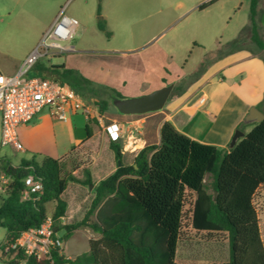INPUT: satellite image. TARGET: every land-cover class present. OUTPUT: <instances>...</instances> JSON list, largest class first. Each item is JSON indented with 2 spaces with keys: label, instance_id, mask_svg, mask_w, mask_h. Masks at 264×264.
Listing matches in <instances>:
<instances>
[{
  "label": "trees",
  "instance_id": "trees-1",
  "mask_svg": "<svg viewBox=\"0 0 264 264\" xmlns=\"http://www.w3.org/2000/svg\"><path fill=\"white\" fill-rule=\"evenodd\" d=\"M214 1L202 3L199 9ZM259 2L250 0L249 24L239 36L207 52L197 69L174 87L172 96L183 94L218 59L246 50L248 39L264 51L256 19ZM101 5L102 0H98V15ZM259 22L264 25V10ZM97 27L108 38L112 36L103 17ZM29 76L50 77L68 84L93 102L101 114L113 105L103 97L124 98L114 88L96 83L76 69L51 64V60L39 61ZM94 121L88 119V138L92 136L89 125ZM160 138V144L141 149L133 164H122L98 183H94L90 168H84L82 177H77L74 166L67 169L63 159L33 157L13 165L0 158V175L7 178L0 191V226L6 230L5 242L0 246L2 264H51V260L27 254L17 245L23 232L39 227L48 217L58 227L56 232L63 231L60 239L64 244L82 227L99 235L89 240V251L75 258H66L59 247L52 248L55 263L178 264L186 190L196 193L193 228L228 233L230 257L222 264H264V242L253 202L257 189L264 184V120L229 150L198 142L169 121L163 123ZM110 147L116 159L122 161L118 144L112 141ZM207 175L212 177L209 185L205 182ZM71 183L87 188L94 185V197L81 220L63 223L61 218L68 208L63 194ZM36 185L41 188L36 189ZM49 203L54 205L51 216Z\"/></svg>",
  "mask_w": 264,
  "mask_h": 264
},
{
  "label": "crops",
  "instance_id": "crops-1",
  "mask_svg": "<svg viewBox=\"0 0 264 264\" xmlns=\"http://www.w3.org/2000/svg\"><path fill=\"white\" fill-rule=\"evenodd\" d=\"M102 5L105 6V0H102ZM182 5L178 3V6ZM92 15L91 8L89 12H80L84 21L78 19L77 32L82 25L83 39L74 43V37L67 44L68 48L86 53L84 62L76 69L85 77L112 87L127 98L150 93L187 74L182 73L183 68L179 67L182 61L177 59L173 44L167 41L153 43L155 34L137 40L131 32L121 43L101 39L91 43L85 39V34L88 30L97 29V24L91 25ZM104 17L108 29L113 31L110 18L106 13ZM124 31L129 32L126 28ZM34 46L35 43L26 51L25 57ZM206 53L204 50L197 65ZM171 98L164 108L144 114H123L114 105L101 114L93 106L92 118L96 121L89 125L92 130L90 138L87 137L88 119L82 112L67 110L66 119L59 120L53 118L48 109L43 110L33 122L18 127L20 150L1 144L0 119V158H6L13 165L30 160L23 159V155L38 160L43 157L63 159L74 164L73 173L77 177H82L84 168H90L94 183H98L119 167L110 147L112 141L121 150L122 164L131 165L141 149L160 144L161 127L165 121L198 142L229 150L236 129L240 128L245 135L249 133L243 122L249 109L258 106V110L264 113V60L247 50L231 53L212 63L183 94ZM110 125L117 126L118 131L108 133ZM10 149L18 153L15 163L10 159ZM3 190L0 187V191ZM93 197L94 193L87 187L69 184L63 194L68 203L65 222L81 220ZM53 210L54 205L50 216Z\"/></svg>",
  "mask_w": 264,
  "mask_h": 264
},
{
  "label": "rangeland",
  "instance_id": "rangeland-1",
  "mask_svg": "<svg viewBox=\"0 0 264 264\" xmlns=\"http://www.w3.org/2000/svg\"><path fill=\"white\" fill-rule=\"evenodd\" d=\"M207 1L209 0H163V2L162 0H105V6L101 5V14L98 15V0H0V73L12 75L19 69L26 51L34 43V48L39 44L56 21L54 20L56 15L58 16L61 8L66 6L65 14L80 18L82 22L84 20L81 19L80 12H89L91 8L93 13L91 25L97 24L101 17L105 19V13L110 18L114 27L113 31L109 29L112 36L108 38L97 27L88 30L85 34V39H89L91 43L96 39L121 43L131 32L137 40L155 34L153 43L171 42L178 56L177 59L182 61L181 64L178 62L179 67L183 68L182 73H187L171 82L176 86L197 69L199 65L196 64L197 60L204 50L210 53L216 51L237 38L243 27L249 24L250 0H216L206 8L199 9V6ZM179 2L183 5L178 6ZM263 10L264 0H260L256 19L261 27L259 37L264 40V25L259 22ZM125 28L128 33L124 31ZM81 30L82 25L74 36L76 38L74 43L83 39ZM69 42L64 44L67 45ZM198 44L202 46L198 47ZM245 47L253 55L264 57V51L253 39H248ZM75 52L56 55L51 58V62L54 65L77 69L78 65L84 62L86 53ZM46 61L45 58L41 59V62ZM174 71L178 70L174 68ZM171 97L173 96L171 95L169 100L172 99ZM103 98L112 103L110 98L106 96ZM262 108L264 109V104ZM254 126V123L246 124L245 130L250 132ZM10 151V159L15 163L17 161L15 156L18 153L13 149ZM26 158L31 159L23 155V159ZM73 165L67 164V169L70 170ZM211 180L212 177L207 175L206 184L209 185ZM0 187H3V183H0ZM88 190L93 192V189L88 188ZM195 198V192L186 190L176 262L178 264L226 263L230 257L228 233L198 231L192 226L191 217ZM253 202L258 212L264 242V184L257 189ZM47 208L48 213H51L53 204L49 203ZM62 235L63 231L57 234L58 237ZM97 237L99 235L90 228L82 227L62 245L61 253L66 258H75L89 251V240ZM5 238L6 230L0 226V246L5 242Z\"/></svg>",
  "mask_w": 264,
  "mask_h": 264
},
{
  "label": "built area",
  "instance_id": "built-area-1",
  "mask_svg": "<svg viewBox=\"0 0 264 264\" xmlns=\"http://www.w3.org/2000/svg\"><path fill=\"white\" fill-rule=\"evenodd\" d=\"M65 11L66 6L61 8L52 27L27 54L15 74L0 73L1 144L4 146L22 149L17 134L18 127L33 122L36 115L45 109L59 120L66 119L67 110L82 112L87 119L93 117V102L83 98L68 84L50 77L29 76V72L42 58L51 60L56 55L75 51L64 43L73 40L80 22L76 17L66 15ZM116 131L118 128L115 125L107 127L110 134ZM6 182L7 178L1 174L0 183ZM40 188L41 185H36V189ZM61 221L65 223V218L62 217ZM57 229L52 218L48 217L39 227L23 232L17 245L27 254L51 260V264H66L52 261L51 249L61 248L64 244L57 236Z\"/></svg>",
  "mask_w": 264,
  "mask_h": 264
},
{
  "label": "water",
  "instance_id": "water-1",
  "mask_svg": "<svg viewBox=\"0 0 264 264\" xmlns=\"http://www.w3.org/2000/svg\"><path fill=\"white\" fill-rule=\"evenodd\" d=\"M174 86L175 84L171 83L141 96L114 98L112 102L117 110L123 114H144L147 112L157 111L164 108L173 92ZM263 120L264 113L255 107H251L243 122L251 124L260 123ZM244 136L245 133L240 128L236 129L234 135L232 136L230 147H234L238 140ZM118 165L119 167L122 166V162L118 161ZM134 166L137 167L136 165ZM89 188L92 190L94 185H91Z\"/></svg>",
  "mask_w": 264,
  "mask_h": 264
}]
</instances>
